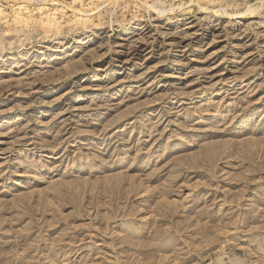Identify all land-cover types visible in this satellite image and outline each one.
<instances>
[{
  "label": "rangeland",
  "instance_id": "374dc122",
  "mask_svg": "<svg viewBox=\"0 0 264 264\" xmlns=\"http://www.w3.org/2000/svg\"><path fill=\"white\" fill-rule=\"evenodd\" d=\"M0 264H264V0H0Z\"/></svg>",
  "mask_w": 264,
  "mask_h": 264
}]
</instances>
